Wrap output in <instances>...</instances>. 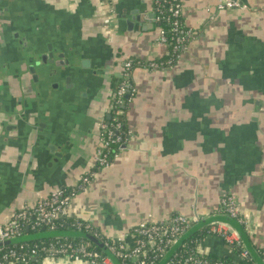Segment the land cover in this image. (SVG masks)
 Wrapping results in <instances>:
<instances>
[{
  "label": "crops",
  "instance_id": "0c3cea01",
  "mask_svg": "<svg viewBox=\"0 0 264 264\" xmlns=\"http://www.w3.org/2000/svg\"><path fill=\"white\" fill-rule=\"evenodd\" d=\"M218 1L184 0L194 37L171 68L132 69L136 92L125 109L124 148L69 211L102 241L126 234L132 244L131 229L150 218L183 213L193 228L226 215L261 259L264 0L223 10ZM109 6V0H0V226L93 168L99 125L111 118L123 63L167 55L156 41L152 2L114 0V15ZM48 44L56 58L76 55V67L43 62ZM225 195L234 197L238 217L222 211ZM42 231L50 230L29 233ZM200 249L237 256L219 234L206 235ZM32 264L89 263L43 257Z\"/></svg>",
  "mask_w": 264,
  "mask_h": 264
},
{
  "label": "built area",
  "instance_id": "2783aa9c",
  "mask_svg": "<svg viewBox=\"0 0 264 264\" xmlns=\"http://www.w3.org/2000/svg\"><path fill=\"white\" fill-rule=\"evenodd\" d=\"M109 2L110 12L114 15V0H109ZM151 2L156 13L155 21L159 27L156 41L158 44L168 47L166 57L148 61L128 59L124 62L119 84L113 91L111 118L102 121L99 125V143L93 168L89 172L81 174L75 184L57 188L38 199L34 206H24L18 210L11 220L0 226V242L24 235L27 228L32 232L43 229L55 231L62 230L60 227L66 224H71L77 227L75 230L80 231L85 227L91 230L94 236H99L90 223L70 218L69 211L79 192L89 186L102 169L111 166L124 148L127 135L130 133L125 126V109L136 92V87L132 82V69L135 65L150 70L171 68L187 48L191 38L194 37L193 30L187 26L184 20V0H151ZM235 7H245V5L241 4L239 0H219L217 4L219 10ZM110 21L111 17L105 18L106 23ZM221 209L231 217L239 215L238 205L232 195L223 196ZM191 225L192 221L187 215L174 213L164 220L150 218L136 224L131 229V234L135 237L132 244L127 243L126 234L115 239L107 238L103 242L122 264H158L190 229ZM227 225L214 222L210 231L213 234L221 235L229 244L241 242L237 231ZM201 242L195 251L189 253L178 254L181 248L179 247L165 264H237L208 258L200 249ZM37 254L43 257L85 261L89 264H114L104 252L95 249L91 241H56L36 245L32 248L21 245L20 248L2 251L0 264L10 261L27 262ZM249 255V251L244 248L240 256L242 258L240 264H248Z\"/></svg>",
  "mask_w": 264,
  "mask_h": 264
},
{
  "label": "water",
  "instance_id": "95a60500",
  "mask_svg": "<svg viewBox=\"0 0 264 264\" xmlns=\"http://www.w3.org/2000/svg\"><path fill=\"white\" fill-rule=\"evenodd\" d=\"M154 7V6H153ZM154 15L156 13L154 12ZM133 19V18H132ZM128 23L132 24V20L128 19ZM49 47V53L44 54L42 56L43 62L47 63H55L60 66L68 65L70 66V69H74L76 67V55H72L71 58L65 59L63 54H58V58H56L55 51L53 50V45L48 44ZM85 66V60L82 62ZM30 69L32 72H35V66H31ZM69 79V77H68ZM214 222H221L228 224L231 226L232 229L237 231L239 234L240 239L242 242H244L245 248L249 251L250 255L256 260V264H264V260L261 258H256L255 252L249 249L247 239L243 233V229L241 225L235 224L231 219H229L228 216H219L214 220H207L205 223H200L195 227H191L181 238L180 240L168 251V253L164 256V258L158 263V264H165L175 253L176 250H178L179 247L183 244V241L192 235H194L200 228H202L205 225L213 224ZM44 230V229H43ZM27 234L22 235L20 237L12 238L9 240H6L4 242H0V248L12 246V245H18L20 243L24 242H30V241H36V240H42L47 238H57V237H80V238H87L89 241L93 242L97 246H99L104 253L111 258V260L114 262V264H122L121 261L113 254V252L106 246V244L99 238L94 236L93 234L83 232L80 230H55V231H42L39 233H32L30 234L29 229H26Z\"/></svg>",
  "mask_w": 264,
  "mask_h": 264
},
{
  "label": "trees",
  "instance_id": "16d2710c",
  "mask_svg": "<svg viewBox=\"0 0 264 264\" xmlns=\"http://www.w3.org/2000/svg\"><path fill=\"white\" fill-rule=\"evenodd\" d=\"M211 226H212V224L210 226L205 227L202 230L196 232L191 237L185 239L183 241V245L181 246V248L178 251V254H180V253H189V252L195 251L196 248H197V246L201 242V240H203L204 237H206V235L211 234V231H210ZM60 228L62 230H64V229H77V227H75V226H73L71 224H69V225L66 224L65 226L60 227ZM29 231H31V230H29ZM82 231L83 232L90 233V234H93L91 232V230L86 229L85 227L82 228ZM56 241H64V242H66V241H89V240L87 238H80V237H64V238L62 237V238H48V239H42V240L24 242V243L19 244V245H12V246H7V247L1 248L0 249V255H1V252L2 251L8 250L10 248H20L21 245H23V246H25L27 248H32V247H34L36 245L47 244V243L56 242ZM230 245L233 248L235 254L237 255L236 257H232V258H216V257H213V256H211L209 254H205V255L208 258H210V259H221V260H224L225 262H232V263L240 264L242 262V260H241L242 258L240 257L241 256V252L245 248L243 242L242 241L241 242H235V243H232ZM92 246L95 249L103 252V250L99 246H97L96 244H94L93 242H92ZM258 252H259L261 258L264 260V248L258 249ZM34 258H43V256L37 254L34 257H31L27 262H18V264H32ZM125 264H127V263H125ZM248 264H256L254 258L252 256H250V255H249V262H248Z\"/></svg>",
  "mask_w": 264,
  "mask_h": 264
},
{
  "label": "rangeland",
  "instance_id": "374dc122",
  "mask_svg": "<svg viewBox=\"0 0 264 264\" xmlns=\"http://www.w3.org/2000/svg\"><path fill=\"white\" fill-rule=\"evenodd\" d=\"M149 2H151V0H148ZM103 23L105 24V25H109L111 22H109V23H105V18L103 19ZM156 29H157V31H158V33H159V27H156ZM110 107H111V104L107 107L108 109H110Z\"/></svg>",
  "mask_w": 264,
  "mask_h": 264
},
{
  "label": "flooded vegetation",
  "instance_id": "af4514ba",
  "mask_svg": "<svg viewBox=\"0 0 264 264\" xmlns=\"http://www.w3.org/2000/svg\"><path fill=\"white\" fill-rule=\"evenodd\" d=\"M43 55H44V54H43ZM123 64H124V63H123ZM119 81H120V79H119ZM118 84H119V82L116 84L115 88L117 87ZM115 88H114V89H115Z\"/></svg>",
  "mask_w": 264,
  "mask_h": 264
}]
</instances>
